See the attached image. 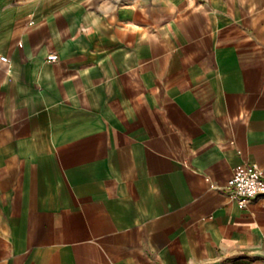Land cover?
I'll return each mask as SVG.
<instances>
[{"label":"crops","instance_id":"1","mask_svg":"<svg viewBox=\"0 0 264 264\" xmlns=\"http://www.w3.org/2000/svg\"><path fill=\"white\" fill-rule=\"evenodd\" d=\"M0 56V264H264V0H0Z\"/></svg>","mask_w":264,"mask_h":264},{"label":"built area","instance_id":"2","mask_svg":"<svg viewBox=\"0 0 264 264\" xmlns=\"http://www.w3.org/2000/svg\"><path fill=\"white\" fill-rule=\"evenodd\" d=\"M57 55L52 53L49 56L50 61H55ZM6 56H0V61L6 62ZM225 190L231 197L237 200L241 206L264 193V178L261 170L255 163H242L237 165L231 176V179L225 185Z\"/></svg>","mask_w":264,"mask_h":264}]
</instances>
